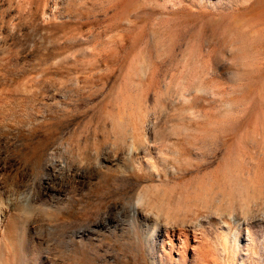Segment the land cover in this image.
Masks as SVG:
<instances>
[{
  "label": "rangeland",
  "instance_id": "obj_1",
  "mask_svg": "<svg viewBox=\"0 0 264 264\" xmlns=\"http://www.w3.org/2000/svg\"><path fill=\"white\" fill-rule=\"evenodd\" d=\"M0 162L16 264H264V0H0Z\"/></svg>",
  "mask_w": 264,
  "mask_h": 264
},
{
  "label": "bare ground",
  "instance_id": "obj_2",
  "mask_svg": "<svg viewBox=\"0 0 264 264\" xmlns=\"http://www.w3.org/2000/svg\"><path fill=\"white\" fill-rule=\"evenodd\" d=\"M141 149L142 148H140V150ZM138 150H139V147L134 146L133 148H130L128 155H130L132 153H136ZM143 150H145V149H143ZM145 151H147V148ZM143 153H144V151H143ZM143 160H145V159H143ZM110 163L112 164L113 162L111 161V158H108L105 162L100 161V163L97 164L94 168H90L89 170H86V169L83 170V168L82 169L81 168H74L66 162L65 163L61 162L57 153H52L50 156H48V158H46L45 162L43 163L45 173L40 177L39 183L41 184V186H44V188L47 189L48 187H52L51 181L52 182L55 181V183L57 184L56 189H59L62 191V189L66 188V186L69 185V183L70 184L73 182L74 183L79 182L81 184L88 183V179L90 177L89 174H91L92 176H95V177L98 175H100V176L105 175L106 170H104V169L109 167L108 165H110ZM139 163H140V165H142L141 160L139 161ZM152 165L155 167V163H152ZM3 166H5V165H3ZM0 167H1V165H0ZM58 167L63 169L64 173L58 171V169H57ZM122 168H124V167H122ZM121 171H123V170H121ZM78 179H79V181H78ZM120 179L122 181L127 182L130 180V177L126 175V172L125 173L123 172V176ZM54 187H55V185H54ZM13 197H15V196H13ZM12 200H14V199H12ZM14 201H16V200H14ZM139 201H140V199H139ZM142 201H143V199H142ZM13 206H12V202H10V200H5L3 197H0V254H2V256H3L4 264H16L18 261L17 251H14V250L16 249L15 248V244H16L15 241L17 239L18 221H20V220L18 219V215H14L15 213L13 210ZM133 207H135V206L133 205ZM140 214L144 218L148 217V216H146L145 211L144 212L140 211ZM240 220H241V218H240ZM240 220L237 217L233 218L234 223H236L238 225H242V222ZM4 225H6V227H5L6 230L3 233L2 230L4 229L3 228ZM90 225L89 226L87 225L88 227L87 226H85V227L84 226H81V227L78 226V227H80L84 231H87V228L89 229ZM166 225H168V224H166ZM169 227L172 228L173 226L168 225V226H165L164 228H162L160 230V231H162L163 235H165V238H163V245H162V252H161V258L162 259L168 257V255H169V252H167V247H168V245H171V242L168 240V238L170 237V232L174 231L173 229H171ZM164 239H167V240H164ZM170 249H172V246H170Z\"/></svg>",
  "mask_w": 264,
  "mask_h": 264
}]
</instances>
